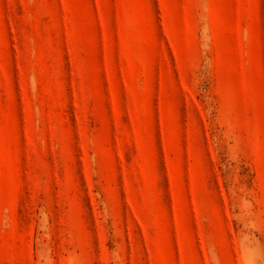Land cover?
<instances>
[{
    "label": "rangeland",
    "instance_id": "obj_1",
    "mask_svg": "<svg viewBox=\"0 0 264 264\" xmlns=\"http://www.w3.org/2000/svg\"><path fill=\"white\" fill-rule=\"evenodd\" d=\"M0 264H264V0H0Z\"/></svg>",
    "mask_w": 264,
    "mask_h": 264
}]
</instances>
